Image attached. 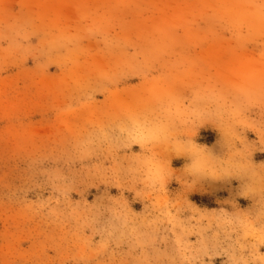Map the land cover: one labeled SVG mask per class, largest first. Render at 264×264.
Returning a JSON list of instances; mask_svg holds the SVG:
<instances>
[{"label": "rangeland", "instance_id": "rangeland-1", "mask_svg": "<svg viewBox=\"0 0 264 264\" xmlns=\"http://www.w3.org/2000/svg\"><path fill=\"white\" fill-rule=\"evenodd\" d=\"M0 264H264V0H0Z\"/></svg>", "mask_w": 264, "mask_h": 264}]
</instances>
